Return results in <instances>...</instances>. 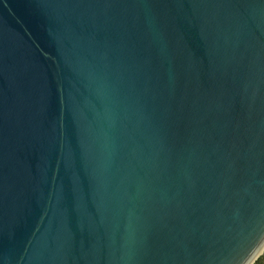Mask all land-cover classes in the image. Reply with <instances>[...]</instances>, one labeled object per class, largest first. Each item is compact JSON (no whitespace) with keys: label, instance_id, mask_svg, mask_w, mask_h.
Returning a JSON list of instances; mask_svg holds the SVG:
<instances>
[{"label":"water","instance_id":"95a60500","mask_svg":"<svg viewBox=\"0 0 264 264\" xmlns=\"http://www.w3.org/2000/svg\"><path fill=\"white\" fill-rule=\"evenodd\" d=\"M263 248L264 0H0V264Z\"/></svg>","mask_w":264,"mask_h":264},{"label":"trees","instance_id":"16d2710c","mask_svg":"<svg viewBox=\"0 0 264 264\" xmlns=\"http://www.w3.org/2000/svg\"><path fill=\"white\" fill-rule=\"evenodd\" d=\"M252 264H264V248L260 255L252 262Z\"/></svg>","mask_w":264,"mask_h":264}]
</instances>
